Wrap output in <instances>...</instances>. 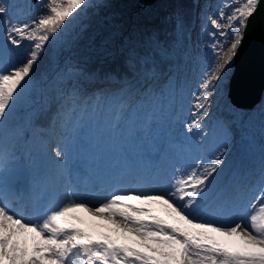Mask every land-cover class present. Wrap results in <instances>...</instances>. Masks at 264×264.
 <instances>
[{
  "label": "snow or ice",
  "instance_id": "snow-or-ice-1",
  "mask_svg": "<svg viewBox=\"0 0 264 264\" xmlns=\"http://www.w3.org/2000/svg\"><path fill=\"white\" fill-rule=\"evenodd\" d=\"M37 4L42 11L22 20L11 11L15 5L0 0V264H73V257L80 264H264V154L242 180L234 177L223 185L217 178L227 143L209 157L174 167L160 190H114L93 202L72 180L76 163L90 167L92 162L88 149L77 155L74 139L63 134L70 126L83 132L85 142L93 126L98 134L106 132L123 155L158 150L152 133L156 110L176 89L179 61L191 58L183 14L164 18L169 31L147 10L131 22L117 19L107 11L110 0ZM261 7L264 0H229L212 15L202 13L201 31L210 38L204 42L207 62L190 90L192 119L184 124L198 143L210 135L205 121L213 97ZM85 9L95 10L93 23L80 19ZM21 48L27 49L22 57ZM44 59L49 70L36 78ZM93 63L95 68L89 66ZM21 100L29 102V111L9 125ZM36 150L46 157V187L59 200L30 217L24 202L35 180L22 161L31 162ZM245 189H254L247 199ZM153 204L163 206L176 223L155 215ZM216 206L227 210L226 221L209 215ZM78 212L114 227H77L74 222L83 223ZM133 237L135 243H128Z\"/></svg>",
  "mask_w": 264,
  "mask_h": 264
},
{
  "label": "bare ground",
  "instance_id": "bare-ground-1",
  "mask_svg": "<svg viewBox=\"0 0 264 264\" xmlns=\"http://www.w3.org/2000/svg\"><path fill=\"white\" fill-rule=\"evenodd\" d=\"M35 1L36 0H7L8 4L10 6L15 5V7L11 8V11L14 9L13 13L14 14L18 13L22 20H26L27 16L34 17L39 11H42V9H40L39 7H31L30 6V2H35ZM154 1H152V2H154ZM207 1L208 0H201V3L205 4ZM152 2H150L149 4H151ZM227 2H229V0H212V1H210L211 9L209 10L208 14L209 15L214 14L217 11L218 6L223 5L224 3H227ZM239 2L242 3L243 0H239ZM139 4H140V2H139ZM149 4H145V5H149ZM145 5L141 4V6H145ZM171 5L174 8L172 13L179 11L184 16L185 23L187 26V42L186 43H187V48H188L190 56H191L190 59L186 57L183 60L179 61V67L176 70V83L178 84V88H176V90H174V92H177V94H179L180 98L178 100V103L176 104L177 105V108L175 111L176 115H174L173 117L171 116V121L178 128V131L181 134V136H189L190 138H195L192 135L186 133V131L183 127V123L181 122L183 119L182 115H186L188 110L190 109V107L187 106L185 108H182L181 105L182 104H188V103L190 104L191 97L189 94L190 93L189 89L195 90L196 85H197L198 80H199L200 72L206 65L207 51L208 50L204 47V42H205V40H210V38L205 36L204 33L201 31L202 16H197V15H195V13H191L192 2L190 0H188V1L187 0H172ZM166 16H168V15H166ZM2 42H3V40H1V43ZM26 51H27L26 48H21L19 50L18 55L20 57H22L26 53ZM242 60H243V58H241L240 64H241ZM235 64H236V58L234 59V61L232 63V66H231L232 71H231V74L228 78L227 84H226V82H224V84H223V88H225V84L227 85L225 100L234 109L246 114L244 116V118L241 117V119L243 120L241 126L247 127L249 122H252V124L257 123V122H261V125L255 127L254 129H252V131L254 132V135H255L254 140L263 144L264 143V78L262 80V84H261V88H260L258 97H257V99H255L253 101V103H249L247 99L252 100V98L254 97V94L256 92V84L251 83L247 87V89L245 90L243 79H242V85L243 86H241L237 89V92H236L237 97H233L231 95V84L234 81L232 79V77H233V74L235 72ZM96 66H97L96 63H93L92 65H90V67H92V68H95ZM186 66H187V69L189 71L187 76H185V73L182 71ZM48 70H49V66H48L47 60L44 59L36 66V70H35L36 78H39L41 74H43L44 72H46ZM238 70H239L240 75H242L241 69L239 66H238ZM263 71H264V69H263ZM240 80H241V77H240ZM246 80H247V78H246ZM173 94H175V93H173ZM239 96H241V98ZM217 99H218V96L213 97L214 105L212 107L214 108L215 104L218 105L216 107V109H214V110H215L217 116H219L218 113H220L222 106H225L227 104H226V102H223V105L221 106V100L216 101ZM171 100L173 101V96H172ZM170 107H172V105H170ZM170 107H169V110H170ZM250 113H253V119L252 120L247 118V115H249ZM178 116H179V118H178ZM216 118L217 117L215 116V113L210 111V116H209V118H207L208 123L205 122L206 130L211 131L215 135V146H214V149L209 153V156H211V154L216 151V149L219 147L220 144L226 143V141H227L226 136L229 135V133L227 132L225 134V137L222 135L223 132L225 131V127L228 128L229 130L232 129V131L237 127V124H236L235 120L233 119V115H231V117H229V116L227 117L225 115L222 117L223 120L225 121L224 125L219 124L216 121ZM160 119L161 118H158L155 120L156 121L158 120V122H160ZM185 120L189 121L190 118H185L184 121ZM12 121H13L12 118H8V123H11ZM42 122L46 123L47 118L45 117ZM152 127H154V126H152ZM58 131H61V130L57 129V133L59 134ZM73 133H74V130L71 128V126L66 131L63 132V134L66 136L72 135ZM79 133H81V135H82V137H80V140L81 139L84 140L83 132L80 131ZM236 134H237V136L232 137V142L230 143V145H228L229 149L231 147L235 146V142L238 141L240 138L246 139V137H244L243 134H240L239 129L236 130ZM97 135H98V133H96L95 127L93 126L92 131L89 133L88 142H85L87 147L89 148V151H88L89 156H90L89 161L92 162L91 163V170H92L93 176L95 177L94 184L91 186V188L96 189L95 191H89V192L93 193L95 195L98 192V188L101 186V177H100L101 174H103V175L108 174V177L110 178V181H111V183L108 186H110L111 184L118 186V180L121 176L120 171L124 167L130 168V169L133 167L132 164H127L126 166H124L120 163L119 158H118V154H119L118 147L115 146L109 140L108 134L106 132H103V138H104V141H106V143L104 144V149L97 147V144L99 143V139L97 138ZM70 137H72V136H70ZM197 139H198V137L196 138V142H197ZM92 144H95L96 147L95 148L91 147ZM109 147L114 148V156L115 157H112V161L107 160L104 163H102L101 162V154L108 151ZM245 147H247V146L244 145V148ZM249 147L253 148L254 150H256L258 152H261L264 150L263 148H261V150H258L255 148V146H252V145ZM147 152H150V150H146L142 154L131 155V157H132V159L139 160L142 157H144ZM228 156H230V152H228L226 154L225 158H227ZM97 157H98V159H97ZM42 159H44V161ZM258 159L259 158H257V159L253 158V156H251V158L246 157V156H242V153L239 152L236 156L232 157L223 166V172L217 178V185L222 181H226L228 178L229 172L234 168L238 169L239 166H241L242 164L245 165L247 163V165H248V163H252V166L253 165L258 166V164H259ZM22 163L26 165L25 173L27 175H29V173L33 174L34 180H35V185H38V186H35V188H34L37 190H33V191H35L36 194H34V195H33V193L30 194V209L27 211L25 209V204H24V212L27 216H30V217L38 216L42 212L41 211L42 206H46L49 202H51L49 200V197H54L55 199H58V196L55 193H53L50 188L46 187L45 172H44V170H46V168L43 170V173L40 172L38 176L35 175L36 172L34 173V170H35L34 167L37 166L38 163H39V166H41V167H47V161H46L45 156L43 158H41V160H40L39 156L37 155V150H36L33 152V159L31 162H29L28 160H24V161H22ZM247 169H248V167L246 168L245 171H247ZM36 171H38V168ZM171 174H172V172H171ZM141 182L142 181H139V183H137L138 188L140 187ZM114 190H117V188L114 187L113 191ZM38 196H39V198H38ZM43 199H45L47 201L45 203H42ZM14 206H19V202H15ZM76 214L79 215L80 217H82V219H83V223L74 222L77 224V227H81V228H85V229H94V226L102 225L99 223H103L102 221H104L103 219L91 217L87 213H84V212H78ZM160 215H161V218L164 219L165 221H167L169 223H176V220L174 218L171 219L167 213L160 212ZM89 220H95L96 222L88 224L87 222ZM97 220H99V222H97ZM105 224H107V223H105ZM127 242L128 243H134V242H132V240L127 241ZM73 264H80L79 259L74 258Z\"/></svg>",
  "mask_w": 264,
  "mask_h": 264
},
{
  "label": "rangeland",
  "instance_id": "rangeland-1",
  "mask_svg": "<svg viewBox=\"0 0 264 264\" xmlns=\"http://www.w3.org/2000/svg\"><path fill=\"white\" fill-rule=\"evenodd\" d=\"M198 1L199 0H196L195 4H197ZM129 2H130V0H110V5H109V8L107 9V11L110 14H112L114 16H117V18H119V19H121V17L119 16L120 15L119 13H122V14L125 13L126 14L125 17H127L128 10L126 9L125 6L127 4H129ZM171 3H172V0H155L151 4L145 5V6H141V3H140V7H142V8L149 7V9L147 11H150L151 13H153L154 18L156 19L157 22L160 23V26L162 28H167L170 31L171 30V25H164L162 23V21L164 20V17L166 15H169V14H171L173 12L174 8L172 7ZM30 6L31 7H39L38 4H37V0L35 2H30ZM121 8H123L122 11H121ZM13 11H14V9L12 10V12ZM132 14H136V12L133 11ZM132 16L134 17V19L137 17L136 15H132ZM31 17L32 16H27L26 19L31 18ZM95 18H96L95 10L85 9V11L82 14L80 19L83 20L85 23H93L95 21ZM77 23H79V21H77ZM1 40H2V37H0V43H1ZM182 71L185 73V76H187V74L189 72L188 69H187V66ZM231 71H232V68H231L230 72L228 73V76H227L226 80L224 81V82H226V84H227L228 78H229V76L231 74ZM226 84H225V88H223V85H222V87L219 89L218 94L216 95V96H218V99L216 101L221 100V106L223 105V102H226V104H227L225 106H222V108L220 110V113H218V115L220 117L217 116V114H216V112L214 110L218 106L217 104H215L214 108L213 107L210 108V111L215 113V116L217 117L216 121L219 124H222V123H220V121L225 122L223 120V118H222L224 115L227 116V117H228V114L229 115H233V119L235 120V122L237 124V127L233 131H232V129L229 130L228 128L225 127V131L222 134L225 137V134L227 132L229 133V135L226 136L227 137L226 143L228 145H230V143L232 142V137L237 136L236 130H238V129L240 130V134H243L244 137H246V139H242V138L239 139L238 138L239 140L235 142V146H233V147H231L229 149L228 152H230V156L225 158V164L232 157L236 156L239 152L243 153V150H245L247 148V147L244 148V145H246L248 147L251 146V145L255 146V148L258 149V150H261V148L264 149V143L261 144V143L255 141L254 140L255 139V135H254V132L252 131V129H254L255 127L260 126L261 122H257V123H254V124H252V122H249L247 127L246 126L245 127L241 126L242 122H243L241 117L244 118V116L246 114L234 109L225 100V94H226V90H227V85ZM176 85H177V88H178V84L177 83H176ZM189 91H190V89H189ZM173 93H174V90L170 94V99L164 100L162 102L161 106L156 110L155 119L162 118V117L167 115V113L169 112V107L172 104L171 98L174 95ZM216 96H214V97H216ZM213 105H214V101H213ZM187 106L190 107V104L188 103V104H182L181 105L182 108H185ZM28 111H29V102L28 101L21 100L20 102H18L17 105L14 107L13 111L9 114V118L13 119V121L11 123H9V125H15L17 123H20L22 121L23 117L26 115V113ZM190 112H191V108L188 110L186 115H182V118L183 119H185V118L192 119V117L190 115ZM253 113H250L249 115H247V118L252 120L253 119ZM181 122L183 123V127H184V124L186 122H188V120H185V121L182 120ZM223 125H224V123H223ZM58 132L60 133V131H58ZM79 132L80 131H74V133L72 135H69L68 137L72 136L71 138H74V136L77 133H79ZM97 138L99 139V143L97 144V147H99L101 149H104V144L106 143V141H104L103 132L99 133L97 135ZM249 148H251V147H249ZM37 155L39 156L40 160H41V158L44 157L43 153L38 151V150H37ZM112 157H115L114 156V148L113 147H109L108 151H106V152L101 154V162L104 163L107 160L108 161H112ZM42 160L44 161V159H42ZM38 166H39V163H38L37 166L34 167V169H35L34 173L36 172L35 173L36 176H38L40 172L43 173V170L45 168H47V167H41V166L38 167ZM37 168H38V171H36ZM44 172H45V170H44ZM29 176L34 178L33 174H31V173H29ZM35 186H38V185H35ZM34 190H37V189H34ZM32 193H33V195L36 194L35 191H33ZM38 198H39V196H38ZM94 222H96V221L95 220H89L87 223L90 224V223H94ZM97 222H99V220H97ZM102 222L103 223H107V224H109V225L114 227V225L109 223L107 220H104ZM132 242L135 243V237L132 238Z\"/></svg>",
  "mask_w": 264,
  "mask_h": 264
},
{
  "label": "water",
  "instance_id": "water-1",
  "mask_svg": "<svg viewBox=\"0 0 264 264\" xmlns=\"http://www.w3.org/2000/svg\"><path fill=\"white\" fill-rule=\"evenodd\" d=\"M141 4H149L154 0H138ZM243 58L241 64L240 60ZM238 66L241 69L239 73ZM264 16L263 7H261L255 16L249 23V26L245 32V37L236 56L235 72L231 84V95L237 97V89L242 85V79L244 80V89L251 83L256 84V92L252 100L247 99L249 103H253L257 99L262 80L264 78ZM241 77V80H240ZM247 78V80H246ZM246 80V81H245ZM241 98V96H239Z\"/></svg>",
  "mask_w": 264,
  "mask_h": 264
},
{
  "label": "trees",
  "instance_id": "trees-1",
  "mask_svg": "<svg viewBox=\"0 0 264 264\" xmlns=\"http://www.w3.org/2000/svg\"><path fill=\"white\" fill-rule=\"evenodd\" d=\"M126 9L128 10L127 12V17H125V13H119L120 17L122 20H125V21H128V22H131L134 20V17L132 15H136L138 16L139 14H141L142 12L146 11L149 9V7H146V8H142L140 7V4L138 2V0H130L129 4H127L126 6ZM123 10V8H121V11ZM133 11L136 12V14H132ZM122 15V16H121ZM117 18V16H115ZM119 19V18H117Z\"/></svg>",
  "mask_w": 264,
  "mask_h": 264
}]
</instances>
